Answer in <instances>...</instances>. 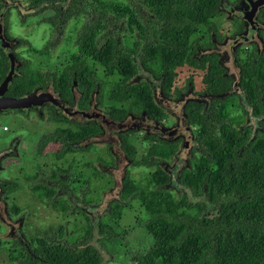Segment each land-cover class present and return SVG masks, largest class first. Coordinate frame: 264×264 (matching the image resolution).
<instances>
[{
  "label": "flooded vegetation",
  "instance_id": "flooded-vegetation-1",
  "mask_svg": "<svg viewBox=\"0 0 264 264\" xmlns=\"http://www.w3.org/2000/svg\"><path fill=\"white\" fill-rule=\"evenodd\" d=\"M252 1L254 0H222L221 13L212 19V22L216 19V22H213L216 24H214L216 32L197 35V44H211L205 51L208 52L216 45V51L221 52L216 54L219 64L223 51L226 50L224 45L245 33L244 20L236 16L240 13L248 18L253 10ZM143 2L123 0L119 10L110 8L112 12L117 13V17L109 11H106L103 17H99L93 12L92 0H0V86L10 71L15 74L2 97L17 98L33 90L42 92L50 90L60 101L71 108L75 107L76 110L74 114L76 119L63 117L50 103L37 108L27 107L24 110L0 112V200L5 203L9 218H18L20 212L16 205L18 197L14 195L15 192L18 193L19 185H22L26 193L49 209L53 210V206H62L66 208L63 212L71 209L72 214L80 203V211L83 210L81 207L88 208L81 211L87 221H102L104 215L99 214L101 213L99 207L105 195L114 186V178L109 170L116 168L118 161L116 155L118 151L111 144L112 137L115 135L120 148L125 151L128 137L138 131L121 130L108 133L102 126L99 120L102 117L114 122L122 121L126 117L122 120L112 119L108 114L110 109L108 93L120 84L121 80L119 73L109 72L88 46L91 45L95 51L102 52L107 39L114 35L112 31H107V28L114 24H106L103 20L108 17L119 19L121 20L119 25L123 27L117 34L121 41V49L132 62H139L140 50L137 46L135 48L134 43L138 42L140 37L146 38L145 33H138L136 30L137 27L147 26L145 14L148 12ZM103 3L109 8L105 0ZM130 10H134L138 26L126 25L125 14ZM95 19H101V22L94 23ZM256 21L260 26L256 34L251 32L250 37L246 36L248 43L237 46L232 52L233 64L238 69L239 92L226 93L231 90L235 75H229L224 69L221 76L227 81V86L220 93L206 90L201 81L202 87L197 88L195 78L189 77L184 79L181 86L176 88L172 84L169 90L163 91L158 89L154 78L140 67L137 68V74L124 80L122 87L133 82L137 84L144 82L149 86L148 91L152 96L159 94L173 102L187 96L204 97L203 103L194 100L186 102L183 113L188 103L196 102L201 105L202 113L222 112L224 120L230 121L238 130H249L252 137L262 117L256 119L251 115V111L243 112L248 106L243 90L247 88L251 77L240 73L241 67L261 57L258 52L262 50L264 44V6L259 7ZM85 47L88 49L85 50ZM134 49H137L139 54L132 56ZM61 53L64 54L62 57L67 58L65 63L62 62L53 69L42 65L48 60L60 62ZM33 58L41 60V64L39 60L38 64L35 63ZM29 77L37 80L30 89L27 84ZM58 90H68L69 96L63 99ZM222 93L226 94L219 96ZM211 96L216 97L211 99ZM231 98L240 111L239 117L230 111L231 104L226 105ZM123 104L125 102L115 105L122 107ZM87 111L90 113L89 118L78 119L83 116L79 113ZM131 116L139 119L145 117L167 128L173 126L177 120L174 115H169L165 111L157 117L149 116L145 112ZM249 121H253V125L246 126ZM188 127L193 134L192 148L196 150L194 154H198L195 128L191 125ZM140 139L146 142L147 149L137 162L143 161L147 151L151 150L148 160L151 165L149 167L134 165L133 155L130 154L127 157L129 166L123 179L131 178L130 168H144L148 170L149 182L142 184L143 187L149 191L163 188L178 194L182 189L178 181L179 174L184 168H188L189 159L193 155L183 158L182 137L167 141L161 135L141 133ZM47 154L50 155L51 161L48 164L40 162ZM179 155H182V161H186L185 167L178 164ZM156 176L163 177L162 184L156 183ZM131 179L135 182L133 178ZM103 180L107 187L102 185ZM9 189L10 192L6 193ZM14 207L18 210L14 211ZM95 213L97 214L94 215ZM75 214L77 212L73 215Z\"/></svg>",
  "mask_w": 264,
  "mask_h": 264
},
{
  "label": "trees",
  "instance_id": "trees-1",
  "mask_svg": "<svg viewBox=\"0 0 264 264\" xmlns=\"http://www.w3.org/2000/svg\"><path fill=\"white\" fill-rule=\"evenodd\" d=\"M143 1L148 12L145 14L147 26L137 27L136 30L145 33L143 36L146 38L140 37L134 43L140 55L137 49L132 54L138 55L139 62H132L121 49L117 34L123 27L119 25V19L108 17L103 20L106 24H114L107 28L108 32L114 33V37L107 39L102 52L88 46L109 72L120 75V84L108 93V114L112 119L122 120L128 114L140 112L153 117L163 114L146 83L133 82L122 87L124 80L137 74L138 67L148 72L158 89L163 91L170 89L176 70L181 67L203 71L200 81L206 90L220 93L227 86V81L221 76L225 69L218 63L216 54L205 51L211 44H197L196 39L199 33L216 32L212 19L221 13L222 0ZM92 7L99 17H103L106 11L112 12L103 0H92ZM114 14L117 17V13ZM125 16L127 26H138L134 10L126 12ZM93 22L100 23L101 19ZM258 53L261 57L241 67L240 73L251 77L243 90L248 105L243 112L251 111L256 119L262 117L255 133L251 137L249 130L241 131L233 127L230 121L222 118V112L205 114L200 104H187L185 119L187 125L195 128L199 153H193L188 168L179 174L182 189L172 199L176 208L169 210L161 206L144 221L143 227L153 246L148 254L135 256L134 264H264V90H260L264 89V44ZM27 80L29 89L37 82L36 78L29 77ZM58 91L63 99L69 96L68 90ZM215 97L211 96V99ZM119 102L125 104L117 107L115 104ZM150 152L148 150L143 161L134 165L149 167ZM160 153L164 154L161 149ZM155 178L158 185L162 184L163 177ZM164 191L161 188L147 192L141 184L125 177L120 190L121 202L114 206ZM13 209L18 210L16 207ZM97 227L100 234H106V240L114 237L105 226ZM55 232L57 238L62 237L59 227L49 228L41 234L37 231L36 238L28 244L15 240L10 256L18 258V264L103 262L99 250L89 244L90 230L73 246L56 241Z\"/></svg>",
  "mask_w": 264,
  "mask_h": 264
},
{
  "label": "rangeland",
  "instance_id": "rangeland-1",
  "mask_svg": "<svg viewBox=\"0 0 264 264\" xmlns=\"http://www.w3.org/2000/svg\"><path fill=\"white\" fill-rule=\"evenodd\" d=\"M122 1L123 0H105L107 6H109V8H111L112 10H119L122 6ZM213 22H216V19ZM253 41L255 40L253 39ZM63 55L64 54L61 53V56H59L60 62L59 60H48L47 62H43L42 65L46 68L53 69L54 66L59 65L62 62L65 63L67 58L62 57ZM38 60L39 59L33 58V61L37 64ZM35 63L33 64L34 66L36 65ZM39 64H41V60H39ZM203 73V71L191 70L187 67H181L176 70V77L173 82V87L177 88L181 86L186 77L193 76L195 78L197 88H201L202 85L200 84V79L203 76ZM234 73L235 72H233V74ZM235 91L239 92V90ZM16 92L18 93V90ZM202 100H204V97H202ZM203 102H205V100L201 103ZM229 104H231L232 106V109L230 111L232 113L235 112L236 116L239 117L240 111L236 107V102L231 98L228 100V102H226V105ZM154 123H156V125H159V128H165L156 121H154ZM248 125H253V121H249L246 126ZM173 126L168 128H172ZM187 128L189 131H187L186 133L183 132L174 138L176 139L178 137H182V154L184 156V159L185 157L191 156L196 151L192 148L193 134L190 131L189 127ZM46 129L49 128L46 127ZM253 129H255V126L253 127ZM130 130H137L138 132L130 134L131 136L128 137L125 151H122V149L120 148L119 142L115 135L111 140L113 148L117 149L118 151L116 154L118 161L117 167L113 170H109L112 177L114 178V186L109 191V193L105 195L99 207V210L101 212L99 214L104 215L102 217V221H98L97 219V221L93 222L87 221V219L83 217V213L81 211H85L86 209L88 210V208L81 207V209L83 210L80 211V203H78L79 206L75 208V211L72 214L70 211L71 209H67L65 210V212H63V210L66 208L63 207V210H61V206L55 207V209L53 210L49 209L48 207L40 204L37 200H35L33 196L26 193L25 188H23L22 185H19L20 187L18 193L16 194L15 192L14 195L18 197L16 201V205H18L20 211H18V218L16 217V219H11L8 217L7 211L5 212L6 218L14 225L15 223H18V226H8L4 222L0 221V264H18V258L10 256L12 244L15 240H18L19 242L24 244H28L30 240L36 238L37 231L39 232V234H41L42 232L47 231V229L49 228L57 229L59 227H61L62 229V237L57 238V233L55 232L54 238L56 239V241L68 246H73L74 243L82 240L85 237V233L90 230L91 238L89 239V244L99 250L100 254L102 255L103 261L101 264H134L133 258L135 256L148 254L149 250L153 246V241L144 229L143 223L148 218L149 214L157 212L161 206H165L169 210L176 208L172 199L176 198L177 192L175 193L170 190H165L164 192L159 194H150L143 199L130 200L122 206H115V208L114 205L112 206L113 203L116 204V202H121V200L119 199V192L121 187L119 188L118 195L115 196L113 192L117 185L116 178H119L120 175V163L125 159L129 166L127 157H129L130 154L133 155L134 162H137L144 155L147 149L146 142L140 139L141 133L147 134V132H145L143 129L139 130V128H133L127 131ZM181 130L182 129H179V131ZM185 135L187 138L191 139V146L188 151L183 150ZM49 156L50 155L47 154L46 157L48 158L46 159L45 157L44 160H40V162H45V164H48L51 161V157ZM181 158L182 155H179L178 164L185 167L186 161H182ZM128 166L123 170L124 175ZM129 174L131 178H133L135 182L141 184V186L142 184L149 182L148 170L144 168L132 167L129 169ZM101 182L102 185L107 187L104 180ZM99 185L100 184H98V186ZM146 190L147 192L154 191H149L148 189ZM0 201L2 202V200ZM75 212H77V214L73 215ZM96 214L97 213H95L94 215ZM95 218H97V216ZM98 225H102L108 228L109 231L114 234V237L111 240H106V234H100V231L97 227Z\"/></svg>",
  "mask_w": 264,
  "mask_h": 264
},
{
  "label": "water",
  "instance_id": "water-1",
  "mask_svg": "<svg viewBox=\"0 0 264 264\" xmlns=\"http://www.w3.org/2000/svg\"><path fill=\"white\" fill-rule=\"evenodd\" d=\"M252 12L249 14L248 18H245L244 15L237 14L236 17L244 20V23L246 24V31L243 35L238 36L234 38L233 40H229L225 45L224 48L226 50L223 51V56L221 59V65L222 67L227 71L229 75H235V81L232 85V89L229 91V93L238 90V69L234 66L233 64V55L232 52L233 50L239 46V45H244L248 43V40H246V36L250 37V33L255 35L257 29L260 28L258 22L256 21V14L258 12L259 7L264 6V0H254L252 1ZM245 39V40H244ZM253 40V39H252ZM260 46V45H259ZM208 53H213V54H221V52L216 51V45L208 51ZM14 72H9L4 79L3 83L0 86V112H5V111H15V110H24L27 107H38L40 105L50 103L55 110H58L59 112L62 113L63 117H70L71 119H76L74 116L75 114V107H69L65 102L60 101V99L50 90H45V91H40V90H33L30 93L24 94L19 97H11V98H3L2 93L5 91L7 86L9 85L12 76H14ZM197 101L201 103L202 97L199 96H187L179 100L178 102H173L167 98H163L161 95L156 94L154 96V101L158 107H160L163 111L168 113L169 115H175L177 120L175 125L172 128H162L158 127L159 125H156V123L149 121L145 117L139 119V118H134L131 115H127L122 121L119 122H114L111 120H108L107 118L102 117V119H99L102 126L106 128V130L110 133L111 130H114L116 132L121 131V130H129L133 128H139L143 129L147 134H161L163 138H165L167 141L173 140L176 136L183 132H187L188 130V125L183 113V106L186 102L188 101ZM80 118L78 119H84V118H89L90 113L89 111L83 112L82 114L79 113ZM179 129H182L179 131ZM95 141V140H94ZM187 141V142H186ZM191 146V139L187 138L185 135L184 138V143H183V150L188 151ZM122 155V154H121ZM128 166L127 161L124 159L120 163V175L119 178H116L117 180V185L116 188L114 189V195H118L119 188L122 186V180L124 178V168ZM6 208L5 205L0 201V221L4 222L8 226H13L12 224L5 215ZM14 226H18V223H15ZM13 226V227H14Z\"/></svg>",
  "mask_w": 264,
  "mask_h": 264
}]
</instances>
